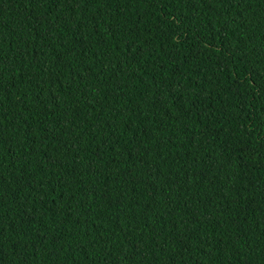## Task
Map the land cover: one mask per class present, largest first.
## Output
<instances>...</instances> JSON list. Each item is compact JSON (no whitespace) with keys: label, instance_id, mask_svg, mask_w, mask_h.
Returning a JSON list of instances; mask_svg holds the SVG:
<instances>
[{"label":"trees","instance_id":"16d2710c","mask_svg":"<svg viewBox=\"0 0 264 264\" xmlns=\"http://www.w3.org/2000/svg\"><path fill=\"white\" fill-rule=\"evenodd\" d=\"M0 264H264V0H0Z\"/></svg>","mask_w":264,"mask_h":264}]
</instances>
